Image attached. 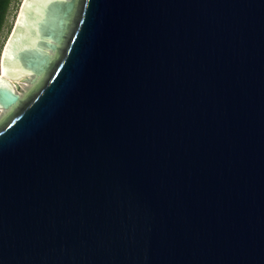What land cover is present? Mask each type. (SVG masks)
I'll return each instance as SVG.
<instances>
[{
    "label": "water",
    "instance_id": "1",
    "mask_svg": "<svg viewBox=\"0 0 264 264\" xmlns=\"http://www.w3.org/2000/svg\"><path fill=\"white\" fill-rule=\"evenodd\" d=\"M0 108V264H264V0H27Z\"/></svg>",
    "mask_w": 264,
    "mask_h": 264
},
{
    "label": "rangeland",
    "instance_id": "2",
    "mask_svg": "<svg viewBox=\"0 0 264 264\" xmlns=\"http://www.w3.org/2000/svg\"><path fill=\"white\" fill-rule=\"evenodd\" d=\"M26 2L27 0H13L6 26L0 38V76L3 77L5 53L17 29L21 12ZM2 109L3 108H0V117L7 113V110Z\"/></svg>",
    "mask_w": 264,
    "mask_h": 264
},
{
    "label": "trees",
    "instance_id": "3",
    "mask_svg": "<svg viewBox=\"0 0 264 264\" xmlns=\"http://www.w3.org/2000/svg\"><path fill=\"white\" fill-rule=\"evenodd\" d=\"M12 3H13V0H0V38L6 26ZM38 88L39 86L36 87V90ZM23 105L24 104H22L21 106Z\"/></svg>",
    "mask_w": 264,
    "mask_h": 264
},
{
    "label": "bare ground",
    "instance_id": "4",
    "mask_svg": "<svg viewBox=\"0 0 264 264\" xmlns=\"http://www.w3.org/2000/svg\"><path fill=\"white\" fill-rule=\"evenodd\" d=\"M24 8V7H23ZM22 13V12H21ZM8 48V47H7ZM7 51V50H6ZM6 54V53H5ZM5 58V57H4ZM4 73V72H3ZM3 78V76H0V79ZM3 110V109H2Z\"/></svg>",
    "mask_w": 264,
    "mask_h": 264
}]
</instances>
